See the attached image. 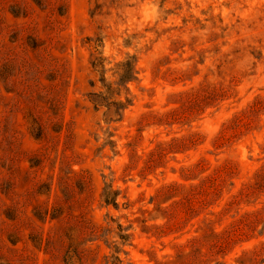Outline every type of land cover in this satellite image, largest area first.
Instances as JSON below:
<instances>
[{"label":"rangeland","instance_id":"374dc122","mask_svg":"<svg viewBox=\"0 0 264 264\" xmlns=\"http://www.w3.org/2000/svg\"><path fill=\"white\" fill-rule=\"evenodd\" d=\"M0 264H264V0H0Z\"/></svg>","mask_w":264,"mask_h":264},{"label":"trees","instance_id":"16d2710c","mask_svg":"<svg viewBox=\"0 0 264 264\" xmlns=\"http://www.w3.org/2000/svg\"><path fill=\"white\" fill-rule=\"evenodd\" d=\"M109 200V199H108ZM110 201V200H109ZM111 201H113V200H111ZM125 237V236H124Z\"/></svg>","mask_w":264,"mask_h":264}]
</instances>
